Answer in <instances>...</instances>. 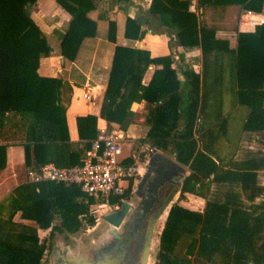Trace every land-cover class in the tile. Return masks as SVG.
Listing matches in <instances>:
<instances>
[{
    "label": "trees",
    "instance_id": "trees-1",
    "mask_svg": "<svg viewBox=\"0 0 264 264\" xmlns=\"http://www.w3.org/2000/svg\"><path fill=\"white\" fill-rule=\"evenodd\" d=\"M57 1L72 16L60 47L64 56L73 59L81 40L94 31V23L86 17L91 4L89 0ZM242 1L250 10H261L260 0ZM35 2L0 0V131L9 115L19 117L25 127L20 144L26 168L38 169L49 162L68 167L81 162L91 140L97 137L98 117L92 114L76 117L83 147L73 150L65 106L60 101L61 82L37 73L40 57L48 55L51 47L26 11ZM149 12L159 15L168 34L175 33L181 46L200 48L202 70H187L184 87L180 88L176 72L170 67V57L151 58L145 50L116 46L100 117L125 128L132 117L131 104L147 101L150 128L141 142L162 151L170 149L177 161L188 167L180 195L189 193L205 198L203 189L212 180L223 185L221 196L207 199L202 212L178 203L171 205L159 236L155 264H190L172 255L179 231L186 226L199 232L185 250L193 256V264H249L250 261L264 264V201L254 206L255 214L248 212L235 190L236 183L247 188L254 182L255 169L248 166L243 170H225L210 149L218 137L213 132L214 126L202 134L198 128L215 82L231 69L237 103L249 109L243 130L264 132V22L253 31L239 32L236 47L230 48L228 42L215 38L212 29L199 24L184 0H152ZM113 28L111 22L110 38ZM140 35L139 24L127 18L125 36L136 39ZM150 63H161L162 67L144 85L142 77ZM5 149L6 145L0 144V169L6 164ZM137 155L143 159L144 152L138 150ZM134 160L133 156L125 158L126 162ZM51 184L47 180L28 179L0 201V264H41L48 242L39 237V228H51V231L64 228L73 232L83 225H94L91 213L73 211L71 204L51 193ZM67 188L72 203H96L77 185ZM131 191L132 184L121 198H112L110 204L119 205L121 199H128ZM45 199L51 201L49 218L35 225L15 220L20 213V218L36 221V205ZM53 221L56 223L52 224Z\"/></svg>",
    "mask_w": 264,
    "mask_h": 264
},
{
    "label": "crops",
    "instance_id": "crops-1",
    "mask_svg": "<svg viewBox=\"0 0 264 264\" xmlns=\"http://www.w3.org/2000/svg\"><path fill=\"white\" fill-rule=\"evenodd\" d=\"M184 1L188 4V10L197 16L199 24L212 29L215 38L228 42L230 48L236 47L238 33L253 31L258 25H253L250 21H258L262 16L260 11L245 7L242 0ZM151 2L152 0H89L88 3L91 4V7L86 12V17L94 23V31L92 35L85 36L81 40L73 59L64 56L60 47V39L68 28L72 18L71 14L57 0H36L33 5L26 8L51 47L48 55L40 57L37 73L43 77L56 78L61 82L60 101L65 106L66 123L73 150L83 147V141L78 137L76 117L86 114L98 117V133L105 129L107 131L115 130L122 135V155L124 157H131L135 151L147 145L136 141L137 134L141 136L139 139H143L150 128L147 122L149 116L147 101L140 100L131 104V122L125 128L120 127L117 123L107 122L100 117L116 46L145 50L151 58L170 57V67L176 72L180 88L184 87L187 70L201 72L200 48L197 46L183 47L175 33L168 34V29L161 23L159 15L149 12ZM127 18L134 19L139 24L140 37L133 39L125 36ZM111 22L114 24L113 38H110L109 31ZM161 67V63H150L143 74L142 84H148L153 72ZM215 124H218L216 120L204 126L202 117H200L199 134ZM19 127H21L19 117L9 115V120L0 131V144L6 145V164L4 168L0 169V201L15 186L29 179L24 160V149L20 144L23 134ZM241 133L242 137H247L246 134H249L252 144L264 151V132L244 131L242 125ZM225 137V133H220L210 148L213 156L222 166L224 160L217 152V145L219 146L221 138ZM249 147L252 146L249 145ZM50 190L53 195H59L65 203L71 204L73 211L82 213L89 206L88 204L72 203L70 190L65 184L53 183L50 185ZM197 198L202 197L198 196ZM50 206L51 201L48 199L36 205V221L22 219L20 213L16 214L15 220L35 225L37 221L50 217ZM188 209L192 210V208ZM48 229L39 228L38 233Z\"/></svg>",
    "mask_w": 264,
    "mask_h": 264
},
{
    "label": "rangeland",
    "instance_id": "rangeland-1",
    "mask_svg": "<svg viewBox=\"0 0 264 264\" xmlns=\"http://www.w3.org/2000/svg\"><path fill=\"white\" fill-rule=\"evenodd\" d=\"M220 76L221 77L215 82L210 100L202 112L201 117L203 125L207 126L211 121L216 120L218 124H215L213 127L215 135H220L222 132L226 134L225 138H221L219 146L217 145V152L224 160L223 168L225 170H243L248 168V166H252L255 169L257 174L256 179L254 182H251L247 188H242L240 183H236L235 185V190L240 195V200L242 201L244 208L248 212L255 214L254 206L261 204L264 201V151L252 144V138L249 134H246L247 137L241 136L243 121L246 116H248L249 109L247 106L237 104L233 71L227 69L225 74ZM19 129L21 134L24 135L25 127L21 125ZM139 138H141V136L137 134L136 141L140 142L141 139ZM249 145L252 147H249ZM137 152L138 150L135 151V153ZM162 152L174 157L170 149ZM138 162L141 163L140 161ZM140 165L142 167V172L144 173L145 166L144 164ZM256 168H258L257 171ZM222 187L223 185L220 182L212 180L211 183L203 189L206 194L205 198H197L198 196L194 194L180 195V192H178L170 203V206L174 203H178L184 207L202 212L207 199H212L215 195L221 196ZM135 188L136 185L134 186V189ZM133 193L134 192H131L129 197H132L130 201L135 203L137 198ZM116 205H102L97 203L89 205L85 210V213H91L95 219V223L92 226L83 225L73 237L65 232L58 233L55 232V230L51 231V228L39 232V237L41 239H47L48 242V248L42 257L41 264H48V254L55 241L58 242L61 247L70 246L74 253L79 248L81 255L90 258V247L99 246L100 241L109 239V234L107 233L109 225L102 219V216L114 210ZM259 211L260 210L257 212ZM167 213L168 209L156 223L148 264L156 263V254L159 248V236L164 226ZM54 223H56V221H54ZM198 234V229L191 231L190 227H183L179 231L178 239L173 246V257L180 260L182 263L189 262L190 264H193V256L187 255L185 250L190 240L193 237H197ZM202 259L206 260L205 257H202ZM49 264L54 263L50 262ZM249 264L254 263L250 261Z\"/></svg>",
    "mask_w": 264,
    "mask_h": 264
},
{
    "label": "water",
    "instance_id": "water-1",
    "mask_svg": "<svg viewBox=\"0 0 264 264\" xmlns=\"http://www.w3.org/2000/svg\"><path fill=\"white\" fill-rule=\"evenodd\" d=\"M188 170V167L178 162L175 156L171 157L160 150L153 152L145 165V172L133 191L140 198L138 206L132 207L127 200H123L114 210L102 216L109 225L107 233L112 235L113 244L102 240L100 247H97V254L92 258H86L80 254L79 248L74 253L70 246L61 247L55 241L48 254V264L50 262L54 264H130L128 247L135 237L138 238L142 248L138 264H148L156 223L171 207L170 203L176 193L180 192L182 181L189 173ZM129 208H132V213L122 232H119ZM142 227H145L144 232ZM79 230L80 228L70 232L62 228L55 232H65L73 237ZM108 248L110 250L107 252Z\"/></svg>",
    "mask_w": 264,
    "mask_h": 264
},
{
    "label": "built area",
    "instance_id": "built-area-1",
    "mask_svg": "<svg viewBox=\"0 0 264 264\" xmlns=\"http://www.w3.org/2000/svg\"><path fill=\"white\" fill-rule=\"evenodd\" d=\"M262 13L253 25L264 22V0H260ZM122 135L115 131L102 129L91 140L89 149L81 162L68 167H59L53 163L41 165L38 169L27 170L29 179L47 180L52 183L77 185L87 196L93 197L97 204L109 205L112 198H121L132 184V191L142 175L140 164L146 165L150 155L158 151L155 147L144 145L139 152H144L143 159L133 154V162H126L123 154ZM140 161L141 163H139ZM94 205V204H93ZM118 204L115 206V208Z\"/></svg>",
    "mask_w": 264,
    "mask_h": 264
},
{
    "label": "flooded vegetation",
    "instance_id": "flooded-vegetation-1",
    "mask_svg": "<svg viewBox=\"0 0 264 264\" xmlns=\"http://www.w3.org/2000/svg\"><path fill=\"white\" fill-rule=\"evenodd\" d=\"M133 194H134V193H133ZM134 195H135V194H134ZM135 197L137 198V201H136L135 203H132V202L130 201V199H131L132 197H128V199H121L120 202L123 201V200H127V201L131 204L132 207H136V206H138V204H139L140 198H139L137 195H135ZM119 205H120V204H119ZM119 205H118V206H119ZM131 213H132V208H129L128 213H127V215H126V217H125V219H124V221H123L121 227L119 228V232H122V230L124 229L125 224H126V222L129 220V217H130V214H131ZM146 222H147V219L145 220V225H146ZM141 229H142L143 232L145 231V227H142ZM107 230H108V229H107ZM113 240H114V239H113L112 235L109 234V239L107 240V242L110 244V243L114 242ZM100 242H101V241H100ZM112 244H113V243H112ZM107 245H108V244H107ZM97 247H100V245H99V246H96V247H90L89 250H90V252H91V258H92L94 255L97 254ZM102 247H103V246H102ZM102 247H101V248H102ZM107 247H108V246H107ZM109 250H110V249L108 248V249H107V252H108ZM141 251H142V248H141V245H140V243H139V240H138L137 237H135V238L131 241V243H130V245H129V247H128V253H129L130 258H131V262H130V264H138V263H139V260H140V257H141Z\"/></svg>",
    "mask_w": 264,
    "mask_h": 264
}]
</instances>
